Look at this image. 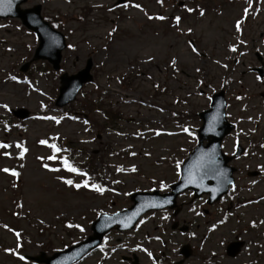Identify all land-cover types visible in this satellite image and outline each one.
<instances>
[{
  "label": "rangeland",
  "instance_id": "374dc122",
  "mask_svg": "<svg viewBox=\"0 0 264 264\" xmlns=\"http://www.w3.org/2000/svg\"><path fill=\"white\" fill-rule=\"evenodd\" d=\"M115 1L29 0L24 5L41 3L43 15L66 34L69 47L59 72L74 73L93 58L94 80L83 91L87 98H104L99 107L111 101L122 114L102 132L96 110H85L91 117L82 123L76 110L67 108L68 115L56 108L59 75L49 72V62L20 71L38 39L19 19L0 20V141L8 140L5 146L11 149L0 151V264H35L24 261L23 254L78 241L90 233L95 215L129 206L134 190L166 188L196 144L197 113L220 89L226 90L228 114L238 121L243 143L254 145L234 162L239 204L228 212L213 209L209 217H196L202 202L196 210L187 207L178 219L197 221V237L172 232L167 213L150 216L132 233L108 235L100 252L81 264H129L119 258L131 248L140 264H161L153 255L163 251L174 259L187 241L195 255L186 264H264V177L253 181L245 173L247 167L264 168V150H258L264 141V79L249 71L260 65L254 53L264 56V0H198L206 12L192 15L186 12L194 7L192 0H183L185 9L178 7L182 0H128L124 7H114ZM18 107L28 108L31 117L22 123L25 131L8 134L2 121ZM236 134L225 141L229 152L238 142ZM64 138L78 164L90 154L104 157L106 164L93 158L99 180L108 182L105 189L91 182V189L78 185L81 175L64 181L65 167L51 145ZM18 148L25 149L20 159ZM76 148L84 151L82 157ZM235 236L245 246L237 257H228L225 243Z\"/></svg>",
  "mask_w": 264,
  "mask_h": 264
},
{
  "label": "water",
  "instance_id": "95a60500",
  "mask_svg": "<svg viewBox=\"0 0 264 264\" xmlns=\"http://www.w3.org/2000/svg\"><path fill=\"white\" fill-rule=\"evenodd\" d=\"M26 0H0V17H7V16H19L23 20V22L29 27L32 28L36 31H38L41 36V44L40 47L37 51L36 58H39V56L43 55L42 52L48 47L45 44V41L47 37L51 34H54L55 36L59 37L61 40V43H59V47L57 43L54 45L55 47V53L52 55H46L47 57L50 58V60L54 63L55 68H59V62L61 59V50L64 48L65 43H64V38L63 35L60 33L52 32L50 31L49 25L42 20L40 12H41V5H36L33 8L29 9H21L20 5L25 2ZM35 58V59H36ZM91 61L88 63L86 69L82 71L81 73H78L76 75L72 76H67L64 75L62 76V83H64V87H62V90L68 89L69 85L74 81V86L80 87L84 82L91 80L92 76L89 74L90 69H91ZM68 78L67 81L65 79ZM222 106L219 107V110L221 111ZM217 110V109H216ZM218 110L216 111H210L207 112L203 115V117L206 120L205 126L201 130L202 138L205 136H209L211 128L216 124L217 118L220 116L221 112ZM223 127L227 128L228 125H223ZM216 132V130H213ZM218 138L212 137L211 143L214 146L217 145ZM215 153L219 154V156L223 157L221 151L216 149ZM205 152L208 154L207 149L200 148L196 151V156H192L184 165V172L185 176L183 177L184 182H189L190 180L194 181V186H203L202 184L206 183V180L200 181L202 177H205L208 179V171L204 169L203 164L205 161ZM202 153V154H201ZM201 154V155H199ZM209 155V154H208ZM217 162H214L213 164H216ZM214 167V166H213ZM221 178H222V173H221ZM200 181V182H199ZM220 182L218 180H213L214 186L219 184ZM210 185H212L211 182H209ZM62 257H69L71 256V253H64L61 255ZM55 257L48 258L46 262L48 264H52V259ZM65 260V259H64ZM57 264H60V261L57 262Z\"/></svg>",
  "mask_w": 264,
  "mask_h": 264
},
{
  "label": "snow or ice",
  "instance_id": "6c2138e0",
  "mask_svg": "<svg viewBox=\"0 0 264 264\" xmlns=\"http://www.w3.org/2000/svg\"><path fill=\"white\" fill-rule=\"evenodd\" d=\"M53 147H55V146L53 145ZM57 150H58V149H57ZM65 163H67V162H65ZM69 167H70V166H69ZM70 170H71V171H76V169L71 168V167H70ZM68 183H71V181H68Z\"/></svg>",
  "mask_w": 264,
  "mask_h": 264
}]
</instances>
